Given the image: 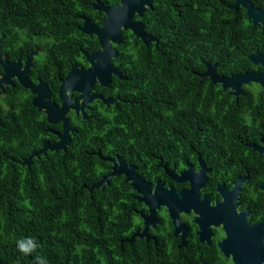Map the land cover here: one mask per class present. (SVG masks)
Instances as JSON below:
<instances>
[{"label": "trees", "instance_id": "trees-1", "mask_svg": "<svg viewBox=\"0 0 264 264\" xmlns=\"http://www.w3.org/2000/svg\"><path fill=\"white\" fill-rule=\"evenodd\" d=\"M92 1L0 0V32L6 39L20 38L21 31L51 38L45 63H57L64 71L70 63L80 62L79 49L97 47L94 35L78 29L82 15L98 22L101 14L91 8ZM99 1L111 5L118 0ZM233 1L151 0L152 7L140 21L156 37V44L145 46L129 31H122V42L116 46V59L124 56L123 62H130L124 65L127 79L119 85L130 98L133 91L138 93L139 101L118 102L116 108L97 112L89 121L91 127L79 126L64 152L47 151L32 157L28 165L20 164L30 143L38 145L28 135L32 116L23 109L19 85L6 86L3 95L0 90V264L119 260L118 214L112 211L117 204L103 199L118 198L123 191L106 186L89 192L81 186L90 181L83 161L87 136H146L139 137L143 142L151 140L149 135L162 141V136L171 135L178 150L182 135L231 133L229 109L215 106L224 93L205 78L197 81L195 72L204 69V61L216 62L226 74L241 72L250 68L247 54L264 53V34L251 26L242 7H227ZM251 2L262 7L264 0ZM107 118L117 121L101 122ZM258 177L257 181L263 175Z\"/></svg>", "mask_w": 264, "mask_h": 264}, {"label": "flooded vegetation", "instance_id": "flooded-vegetation-1", "mask_svg": "<svg viewBox=\"0 0 264 264\" xmlns=\"http://www.w3.org/2000/svg\"><path fill=\"white\" fill-rule=\"evenodd\" d=\"M248 1L251 2V0ZM93 2L94 0L90 6ZM232 3L227 7L231 9ZM253 6L263 8L264 3L262 7ZM94 11L101 14L98 22L87 18L91 23L98 25L102 13ZM141 17L134 16L139 21ZM170 20L172 21L173 18L170 17ZM169 27L171 29L174 25H169ZM252 27L259 29V25ZM20 33L22 34L20 38L6 39L0 32L2 57L11 62L17 60L19 67L22 68L25 57L29 55L27 80L32 84L39 81L44 84L48 96H42V101L60 105L58 89L71 64L82 67L88 65L82 55V50L79 49L82 55L80 62L70 63L68 68L62 71L57 63L54 66L45 63V50L49 48L48 42H52L51 38L28 35L24 31ZM152 37L155 40L151 42L156 44V37ZM111 45L116 49L119 44ZM3 47H7L10 52H5ZM98 48L97 43L96 48L85 52L95 51ZM251 54L253 53L247 54V60L251 64L248 68H250L241 72L226 74L220 72L216 62L210 64L207 61L203 62V70L195 72L197 81L205 78L210 84L217 86L221 93H224L223 100H221L224 102H216L218 104L215 106L229 109L230 123L227 125L231 133L182 135L181 139H178L180 140L178 150L171 135L162 136L161 138H165L164 141L155 140L159 137L157 135H149L147 138L151 140L143 142L138 139L139 137L146 138V136L112 134H89L87 136L88 149L83 161L87 163L86 171L90 181L88 185L82 184L81 186L88 190L91 184L111 171L113 164L121 170L119 174L109 177L103 186L92 188L107 186L123 191L118 198L103 199L106 203L117 204L113 210L109 207V211L117 212L119 222V260L103 264H236L237 260H241L239 256L232 255L231 243H226L227 229L225 226L228 221H242L245 226H253L264 221V196L259 188V184L264 181V93L257 82L248 81L242 83L240 92L234 95L232 92L234 87L227 85L222 88L219 82H211L207 75L201 77L199 75L205 71L206 65L213 66V73L216 76L228 77L243 72L259 73L262 71V66L248 59ZM117 56L116 49L112 63L122 78L111 75L107 85L94 84L90 90L91 93H99L103 97L115 99L114 103L105 105L99 99L94 98L84 107L87 118H83L80 112L76 114L69 106L65 116L72 130H68L69 142L65 148L70 143L71 136L78 131L79 126L86 123V126L91 127L90 119H94L100 110L109 111L110 106L116 108L118 102L136 103L139 101L138 93L134 94L133 91V97L130 98L129 91L119 85V81L127 79L124 65L130 66V62H123L124 56L119 61L116 59ZM10 80L12 85L5 84L0 88L1 95L6 86L12 88L17 84L22 88L25 98L21 94V88L19 92L23 98V109L26 114L28 112L32 116V126L29 127L28 135L38 143L35 147L30 143L32 147L21 158L23 159L32 151L38 150L43 141L56 142L57 133L62 131V123L61 120L54 123L48 122L43 108L38 110L32 105V98L36 94L22 87L15 76H11ZM200 91L199 98L201 99L204 96L203 86ZM65 93L70 103L78 94L76 91L69 90H65ZM116 121L117 119L114 118L101 120L105 123ZM123 121L125 120L122 119ZM110 127L116 129L112 125ZM99 138L101 140H98ZM203 138H208L212 142L205 144ZM47 151L64 152L65 150L47 149L45 153ZM13 161L17 160L13 159ZM259 175L263 177L257 181ZM241 177L244 179L240 183V190L233 198L225 200L222 193L231 191L234 183ZM155 189L158 190V195L168 189L172 193L168 198H157L154 196ZM91 201L94 202L93 199ZM242 211L245 213L239 214ZM108 214L110 212L106 215ZM259 244L262 255L255 264H264V232L259 237Z\"/></svg>", "mask_w": 264, "mask_h": 264}, {"label": "water", "instance_id": "water-1", "mask_svg": "<svg viewBox=\"0 0 264 264\" xmlns=\"http://www.w3.org/2000/svg\"><path fill=\"white\" fill-rule=\"evenodd\" d=\"M237 6H241L245 9L246 17L250 19L251 25H259V33L263 35L264 7H254L248 0H235L230 5V7L234 9ZM91 7L97 12L102 13L99 24H93L87 17L82 16L78 29L80 32L87 35H94L99 48L91 52L82 51V55L88 63L86 67L71 64L58 89L60 98V105L58 106L41 100L42 96H48V91L45 89L43 83L39 81L36 84H32L27 80L26 70L29 66V55L25 57L24 65L20 68L17 60L13 62L7 61L2 57L0 51V67L2 69V74L0 75V88L5 84L12 85L10 77L15 76L17 82L22 87L36 94L32 98V105L36 106L38 110L43 108L46 114V120L51 123L61 120L62 123V131L61 133H57L58 140L56 142L48 143L47 141H43L42 146L20 160V164L28 165L32 157L38 156L40 153L44 154L47 149L65 150V145L69 142L68 130H72L68 126L65 116L69 106L72 107L76 114L80 112L83 118H87L84 107L87 102L94 98L99 99L105 105L114 103L115 99L103 97L99 93H91L90 90L94 84L107 85L111 75L122 78L118 69L113 66L112 58L116 55V49L111 45L120 44L122 40V30H129L131 34L140 39L144 45H148L152 40H155L144 30L143 23L134 18V16L138 18L141 17L147 9L152 7L151 0H119L116 4L111 6L104 5L99 0H94ZM248 59L253 63L260 64L262 66V71L259 73L243 72L224 77L214 75L213 66L206 65L205 71L201 73L199 77L207 75L211 82H219L222 88L227 85L234 87L235 89L232 91L234 95L240 92L241 84L248 81L257 82L262 87L264 93V54L255 52L249 55ZM65 90L78 92L71 101L72 103L69 102L68 96L65 95ZM120 171L121 170L113 164L111 171L101 177L97 182L91 184L88 190L90 191L93 187L103 186V183L107 182L109 177L119 174ZM243 179L244 177L237 179L231 191L222 193L225 200L233 198L236 195L240 190V183ZM259 188L264 196V181L259 184ZM170 193L172 192L168 189V191H164L158 195V190L155 189L154 196L157 198H168L170 197ZM244 213L245 211H242V213L239 214ZM225 227L227 229L226 243H231L232 255L239 256L241 259L237 260L236 264H255L257 259L262 255L259 237L264 232V221L253 226H245L242 221L238 220L235 222L228 221Z\"/></svg>", "mask_w": 264, "mask_h": 264}, {"label": "bare ground", "instance_id": "bare-ground-1", "mask_svg": "<svg viewBox=\"0 0 264 264\" xmlns=\"http://www.w3.org/2000/svg\"><path fill=\"white\" fill-rule=\"evenodd\" d=\"M78 102H79V100H78Z\"/></svg>", "mask_w": 264, "mask_h": 264}]
</instances>
